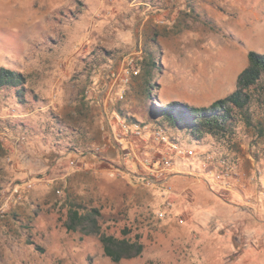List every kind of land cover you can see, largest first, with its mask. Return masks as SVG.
Segmentation results:
<instances>
[{
  "label": "rangeland",
  "instance_id": "1",
  "mask_svg": "<svg viewBox=\"0 0 264 264\" xmlns=\"http://www.w3.org/2000/svg\"><path fill=\"white\" fill-rule=\"evenodd\" d=\"M17 5L0 22V68L26 77L22 97L0 90V264H264V78L249 90L250 123L238 115L226 135L194 140L156 115L237 89L248 53L264 55V0ZM123 121L149 127L126 136ZM157 131L195 155L155 179L147 166L169 153ZM208 154L238 168L231 191L193 174ZM72 205L98 209L102 232L139 239L142 255L114 263L99 236L69 232Z\"/></svg>",
  "mask_w": 264,
  "mask_h": 264
},
{
  "label": "trees",
  "instance_id": "2",
  "mask_svg": "<svg viewBox=\"0 0 264 264\" xmlns=\"http://www.w3.org/2000/svg\"><path fill=\"white\" fill-rule=\"evenodd\" d=\"M247 59V67L237 77V89L226 98L213 102L207 108H195L188 104L173 102L168 106H157L156 115H160V120L171 128L188 132L194 140H200L206 135L228 134L238 115L244 116L250 123L248 109L253 103L254 95L249 90L257 88L264 78V55L250 51ZM156 68L157 63L154 57L149 55L148 60L142 64L148 99H153V73ZM25 84L26 77L22 73L0 68V90H14L19 98L23 96ZM143 127L148 130L149 126L143 125ZM166 136L171 144L179 145L170 136ZM99 219L98 209H85L79 205H72L68 211L66 229L69 232H81L86 236H99L104 255L114 263L135 259L142 255L144 245L139 239L107 235L102 232Z\"/></svg>",
  "mask_w": 264,
  "mask_h": 264
},
{
  "label": "built area",
  "instance_id": "3",
  "mask_svg": "<svg viewBox=\"0 0 264 264\" xmlns=\"http://www.w3.org/2000/svg\"><path fill=\"white\" fill-rule=\"evenodd\" d=\"M139 72L134 69H128L127 76L137 77ZM128 78H126L125 83H128ZM125 93L121 95V99H124ZM121 127L124 132V135L128 136L129 134L142 136L145 133L146 128H140L139 125H130L125 121L121 122ZM155 137L157 140L162 141V143L167 145L168 155L162 158L159 162L152 163L147 166L149 174L151 177L157 179L173 173L178 164L176 159L184 158L190 159L193 158L195 153L193 150L183 148L179 145H173L170 143L168 137L161 131L155 132ZM174 154L176 157H171V154ZM193 174L201 175L205 181L215 188H219L224 191H231L233 189L232 183L238 180L239 173L238 168L234 163L222 159H218L214 154H208L203 160L199 163L197 172ZM264 190V188H263Z\"/></svg>",
  "mask_w": 264,
  "mask_h": 264
},
{
  "label": "crops",
  "instance_id": "4",
  "mask_svg": "<svg viewBox=\"0 0 264 264\" xmlns=\"http://www.w3.org/2000/svg\"><path fill=\"white\" fill-rule=\"evenodd\" d=\"M23 1L24 0H0V14L2 15V16L0 15V22H2V24H4V22H5V14H4L5 11L11 12L10 10H8V9L6 10L5 9L6 6H8L12 11L16 12V10H18V7H19L17 4L21 3ZM26 1H31V0H26ZM46 1H49V0H46ZM50 7L52 9L54 8V9H57V10L63 8V6H59V5L56 6V5H53V4H50ZM11 13H13V12H11ZM51 14L52 13H50V15ZM40 18H41V20H44L46 17L43 16V17H40ZM7 20L10 23V25H12V27H16L19 24L20 17L15 15V14H13V15L7 17Z\"/></svg>",
  "mask_w": 264,
  "mask_h": 264
}]
</instances>
